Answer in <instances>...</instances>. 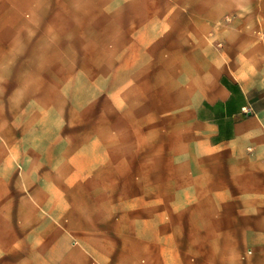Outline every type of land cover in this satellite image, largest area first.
Here are the masks:
<instances>
[{
  "label": "crops",
  "instance_id": "1",
  "mask_svg": "<svg viewBox=\"0 0 264 264\" xmlns=\"http://www.w3.org/2000/svg\"><path fill=\"white\" fill-rule=\"evenodd\" d=\"M125 1L86 4L77 25L106 30L76 49L39 35L72 25L70 0H0V264H264V0ZM75 57L95 66L56 70ZM56 73L107 76L127 106L158 92L174 147L151 162L112 119L43 177L33 149L19 170L24 86Z\"/></svg>",
  "mask_w": 264,
  "mask_h": 264
},
{
  "label": "rangeland",
  "instance_id": "2",
  "mask_svg": "<svg viewBox=\"0 0 264 264\" xmlns=\"http://www.w3.org/2000/svg\"><path fill=\"white\" fill-rule=\"evenodd\" d=\"M142 3V0H135ZM152 2H164V0H151ZM169 1V0H168ZM186 2L189 0H180ZM71 6L68 12L71 18V26L61 27H40L39 35H45L49 30V35L54 37L65 35L71 41L69 46L79 47L78 38L80 35L95 36L96 31L105 34L103 28L77 25L88 22L85 20L86 4L103 3L109 5L110 0H70ZM125 3V0H120ZM106 5V6H107ZM109 13V12H108ZM109 18V16H107ZM109 28H107L108 30ZM57 44V43H56ZM94 51H91V55ZM75 54H79L76 53ZM86 60L75 57L68 59H56V70L70 66L72 69L85 66L92 70L95 66V58ZM45 75H40L45 79ZM51 77V76H50ZM107 76H100L94 73L84 74H58L52 76L54 86H33V90L23 89L22 93V132L23 149L22 162L19 170L25 169V165L32 161L33 156L26 153L30 149L38 152L39 169L34 171V177H43L48 173V165L61 164L68 161V154L81 149L94 146L95 137L98 134H106L111 130V120L118 119L119 124L115 130L121 134L127 130V120H130L129 129L133 128L136 134L138 146L150 148L151 162L159 161L161 150L173 148L174 138L170 136V130L174 129V123L165 122L166 106L164 101L158 98V92H151L150 99L143 98L142 92H134L132 105H125L122 98V91H112L111 86H98L101 79ZM9 99V98H8ZM149 99V100H148ZM12 102H14V97ZM20 99L17 97V104ZM11 109H14L12 107ZM19 107L17 106V112ZM32 121V122H31ZM116 126V124H115ZM114 126V127H115ZM36 130V131H35ZM38 133V139L32 137V133ZM36 137V136H35ZM49 137V140L47 138ZM47 141H51L47 143ZM119 147H125L126 139H119ZM27 150V151H26ZM30 166L28 170H23V178H30L32 174ZM31 187H23V197L28 196ZM15 205V204H14ZM46 207V205H45ZM28 204L23 203V210H28ZM12 221L20 226V220L13 212Z\"/></svg>",
  "mask_w": 264,
  "mask_h": 264
}]
</instances>
